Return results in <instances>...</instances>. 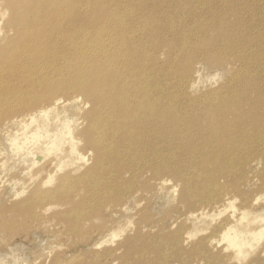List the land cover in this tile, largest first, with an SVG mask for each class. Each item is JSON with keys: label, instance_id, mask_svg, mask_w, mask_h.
Instances as JSON below:
<instances>
[{"label": "rangeland", "instance_id": "1", "mask_svg": "<svg viewBox=\"0 0 264 264\" xmlns=\"http://www.w3.org/2000/svg\"><path fill=\"white\" fill-rule=\"evenodd\" d=\"M176 1L0 0V264H264V232L248 234L264 231V116L242 122L264 95L255 55L264 52V0ZM222 9L232 16L217 19L220 30L230 20L241 28L215 47L235 48L190 58L219 34L197 30ZM102 65L138 124L149 125L147 143L131 128V138L121 129L87 136L97 108L82 85ZM237 106L238 119L226 111ZM42 110L59 140L35 169L30 145L18 149L17 123ZM229 226L248 241L244 260L222 240Z\"/></svg>", "mask_w": 264, "mask_h": 264}, {"label": "bare ground", "instance_id": "2", "mask_svg": "<svg viewBox=\"0 0 264 264\" xmlns=\"http://www.w3.org/2000/svg\"><path fill=\"white\" fill-rule=\"evenodd\" d=\"M191 0H177L175 3L171 4V5H180L183 8H187V4L190 2ZM10 6L12 7V9L15 11V4L12 2L10 4ZM198 7L196 6V8H193L191 10L188 9L187 11V15L191 18V19H195V16L197 15V9ZM219 12H213L212 15H210L208 18L212 21V25H210L209 29H203V30H197V32H200L199 35H203L205 36L207 34L208 31L210 30H219V34L216 35L215 38L211 39L207 45L205 46H194L192 48V52H190V58L192 59H196L199 58V56L197 55L198 53H200L202 50H207V52H209L210 50H213L215 45L219 42V40H223L226 38H231L233 37V35L236 34L237 31L240 30L241 26L240 25H232L231 20L226 24L225 28L223 29V31L220 30V25L219 24H215L217 22V19H220L221 17H228L231 18L232 16V11L231 9H222V10H218ZM211 12V13H212ZM204 16H207L206 14ZM173 17L175 19V21H178L177 24L181 29H185L187 21L184 18L183 15L175 12L173 14ZM232 19H237L235 16L232 17ZM205 22V20H204ZM197 27H199L196 24ZM198 29V28H197ZM171 31L173 34H177V30L171 27ZM254 42V46H255ZM185 44L184 38L180 37L176 43L175 46L180 47L182 45ZM233 44L229 47H225V48H216L212 51V52H216L217 54H223V55H228V50L229 49H234L235 47H232ZM104 50V46L102 44H96L95 46V50ZM136 49L138 50V52L140 53V57L138 58V60H147V56H142L141 52L139 50V47L137 46ZM256 57L257 58H263L264 59V52L263 53H257L256 52ZM254 57V56H253ZM188 61V65L190 63V61ZM137 60V61H138ZM100 62H105V59H102V61L100 60ZM173 64V60L171 59V61ZM181 62H183V60L180 61V66H181ZM100 69H103V72L101 70H96V76H94L95 72L93 73V76L88 80V82L86 84H83V78L82 76L80 78H76L75 80L72 79V81L70 82V85L68 83V88L69 86H72L73 88H75V86H80L81 84H83L82 86H84L83 88V92L85 94V96L90 99L96 106V113L93 116V125L96 124L97 127L95 129H93V127L90 128V131L88 130L86 132L87 136L88 135H92V137H94V140H96L98 137L99 138H103L104 133H106L107 130L109 129H121L123 130V137L127 138H131L132 135H130V129L134 130V134L136 137L142 136L144 143L148 142V136L150 134V127L149 125L147 127H143L140 124H138V120L136 119L135 116L132 115V112H130L129 107H127L128 105V98L127 97H119L115 94V90L114 87H111L109 84H111L108 81V78L110 76L113 75V73H109L106 72L105 68H103V65L100 66ZM176 69V66H175ZM184 75H187V70L184 73ZM101 76V78H100ZM260 76H264V74H261ZM99 77V78H98ZM129 81L126 82V86L130 87L132 85H137L135 83H128ZM256 81H253L250 83V85L247 87L248 89H251V85L254 84ZM240 88L241 89H245L244 87H242V83L240 84ZM27 103L26 105L31 104ZM136 104V106H138L139 108H141L140 106H142L141 102H134ZM148 105V104H147ZM260 107V112L254 114L253 110L255 107ZM148 107V106H147ZM239 107L237 106L234 109H229L226 111H232L234 112L233 117L235 116L236 119L239 118ZM143 108V107H142ZM154 112L159 111V109H153ZM223 111V112H226ZM51 110H45V111H39L37 114L31 115L27 120H20L17 125L19 126L18 128V132H19V136L21 137L20 139L22 140V146L19 147L18 149H23V147H25V143H28L29 146V150H27V153L31 156V161H32V166L33 168L37 169L39 168L43 162H45L46 160V154H44V152H48L49 153H53L56 151L57 149V142H58V138H59V134L55 135L53 139H51L52 137L49 134V115H50ZM104 112V114L102 113ZM150 113V110H148V114ZM105 115V117H103ZM160 114H157V116ZM264 116V95L260 94L259 99L254 102L250 109L248 110L247 114H246V120H243L242 122H252L258 125V123L262 122V119L260 117ZM152 116H150L151 118ZM260 118V119H259ZM215 119L214 118L211 120L210 124L208 125L209 127H214L215 125L213 124V121ZM162 122V119H160L159 121H156L154 123V128H159L160 127V123ZM216 127L219 128H225L226 127V123L225 121H222V123ZM62 135V133H61ZM216 137V133L212 132L211 134V138L209 137L210 140L213 139L214 143H218L219 140L215 138ZM43 139V141H45V143L41 144L40 140ZM64 140H62L63 142ZM24 151V150H22ZM211 154V153H210ZM228 156V152L227 150L223 151L220 154V159L222 160V162H226ZM216 158V156H215ZM211 162L215 163L214 161L211 160ZM228 166L231 167V163H228ZM224 170H228L227 166L223 167ZM215 177V176H214ZM213 177V178H214ZM225 179H227L225 177ZM230 179V178H228ZM96 195V193H95ZM242 217H246V214L243 213L241 214V218ZM264 231H260V232H256L254 230H251L250 232H248V234H250V237L252 238V240H259L261 239L262 235H263ZM223 238L222 240L225 241L227 243L226 248L229 250H234V254L233 257L237 258V259H245L246 254L243 252L244 248L248 245V241L245 238L244 235H242V233H240L239 231H237L235 229V227L233 226H229L227 227V229H225V231L222 234ZM243 256V257H242ZM213 260V258H211ZM214 261V260H213Z\"/></svg>", "mask_w": 264, "mask_h": 264}]
</instances>
